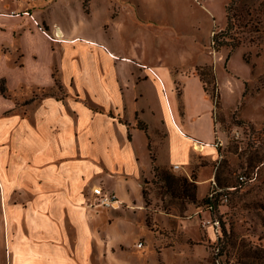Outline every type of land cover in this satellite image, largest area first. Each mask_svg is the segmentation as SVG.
Returning <instances> with one entry per match:
<instances>
[{"label":"crops","instance_id":"1","mask_svg":"<svg viewBox=\"0 0 264 264\" xmlns=\"http://www.w3.org/2000/svg\"><path fill=\"white\" fill-rule=\"evenodd\" d=\"M12 9L10 2L0 6V77L13 88L22 80L45 87L59 82L66 93L26 102L13 114L15 126L0 127V211L3 227L13 229L6 238L8 263L209 264L194 246L211 232L197 241L187 235L193 242L167 240L149 228L144 199V183L155 177L150 145L158 165L188 176L196 170L201 197L215 182L226 140L198 73L184 78L181 91L178 80L170 79L169 93L161 76L166 67L135 62L140 78L133 80L128 56L59 26L63 37L52 40L30 13L11 15ZM20 55L24 66L16 67ZM14 78L21 80L13 84ZM14 107L0 97V122L10 119L13 111H6ZM94 186L115 193L120 207H89ZM17 196L28 200L8 202ZM147 229L156 253H138Z\"/></svg>","mask_w":264,"mask_h":264},{"label":"rangeland","instance_id":"2","mask_svg":"<svg viewBox=\"0 0 264 264\" xmlns=\"http://www.w3.org/2000/svg\"><path fill=\"white\" fill-rule=\"evenodd\" d=\"M5 2L15 8L9 11L11 15L30 13L52 37L59 26L67 34L98 40L128 56L130 68L136 71L133 80L140 78L135 62L166 67L168 73L161 76L169 93L170 79L178 80L176 89L181 91L184 78L198 73L214 102L216 128L226 140L220 146L214 179L221 187H238L241 175L252 181L229 192L228 201L211 217L203 206L171 194L155 176L144 183L148 226L167 240L182 242H193L188 236L197 241L211 232L208 241L194 246L196 255L209 256V264H216L219 256L224 262L240 264L237 257L245 243L264 247V0H0V6ZM15 61L16 67L24 66L21 55ZM6 84L7 94L0 97L15 102V107L6 111L13 112L0 127H12L13 114L23 111L28 102L66 93L59 82L54 87L34 86L25 80L14 88L7 80ZM148 85V93L153 94L155 87L150 81ZM154 98L158 101L159 97ZM27 200L17 196L8 202ZM215 217L221 222L222 236L208 222ZM2 223L0 211V264H9L6 238L12 237L13 229L10 225L5 229ZM140 238L145 247L138 248V253H156L150 229ZM175 255L185 259V255ZM244 261L264 264L261 258Z\"/></svg>","mask_w":264,"mask_h":264},{"label":"trees","instance_id":"3","mask_svg":"<svg viewBox=\"0 0 264 264\" xmlns=\"http://www.w3.org/2000/svg\"><path fill=\"white\" fill-rule=\"evenodd\" d=\"M230 20V18H229ZM218 39L217 35L213 37L214 42ZM220 44H225L224 41L220 42ZM227 44V43H226ZM3 83V86H0V93L3 95L7 94L8 87L6 84V79L4 77H0V83ZM208 91V90H207ZM141 128L147 131V126L145 124H140ZM152 157H153V168L155 172V176L159 181L162 182L163 186H165L171 194H174L177 197H187L189 202L198 204L199 206H203L211 215L213 216L223 204L226 203L225 198H229V192L235 190V188H239L244 186L246 183L252 181L251 178L243 181L239 177L238 187H229L232 185H225V187H221L216 181L211 185L209 192L203 196L199 197L198 194V183H197V172L194 169L191 176H188L186 173L175 174L168 168L162 167L156 163V156L152 151V147L150 145ZM226 188V189H224ZM214 219V218H212ZM215 219H218L215 217ZM219 220V219H218ZM222 226V225H221ZM223 232V228H222ZM223 235V233H222ZM223 253V252H222ZM238 261L240 264H251L246 263L244 259L246 258H261L264 259V247L254 246L250 243H245L242 245L240 249V253L238 255Z\"/></svg>","mask_w":264,"mask_h":264},{"label":"built area","instance_id":"4","mask_svg":"<svg viewBox=\"0 0 264 264\" xmlns=\"http://www.w3.org/2000/svg\"><path fill=\"white\" fill-rule=\"evenodd\" d=\"M43 32L47 34L46 31L43 30ZM48 36L53 40L58 39L57 33H55V37H52L50 35ZM213 145H216V146L221 145V141L219 140L218 143L217 142L213 143ZM178 167L179 165H175V168H178ZM240 179L243 181L248 180V178L245 175H241ZM93 194H94L93 199H91L88 203V206L91 208L101 207V206L118 208L122 204L121 200L118 198V196L115 193L105 191L102 186H94ZM225 201H228V198H225ZM208 222L212 224V227L215 229L216 234L218 236H222L223 232H222V226H221L220 220L210 219ZM139 245L142 246V243H140ZM215 262L216 264H232L231 262H224L221 259V256L216 257Z\"/></svg>","mask_w":264,"mask_h":264},{"label":"bare ground","instance_id":"5","mask_svg":"<svg viewBox=\"0 0 264 264\" xmlns=\"http://www.w3.org/2000/svg\"><path fill=\"white\" fill-rule=\"evenodd\" d=\"M58 39H61L63 37V34L60 30L56 31ZM48 34V33H47ZM49 35V34H48ZM51 36V35H50ZM201 148V147H200Z\"/></svg>","mask_w":264,"mask_h":264}]
</instances>
